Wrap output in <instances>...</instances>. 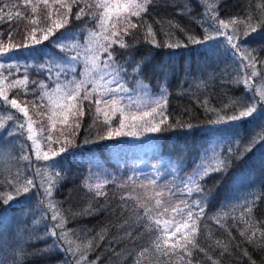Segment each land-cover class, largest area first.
I'll use <instances>...</instances> for the list:
<instances>
[{
  "label": "trees",
  "instance_id": "trees-1",
  "mask_svg": "<svg viewBox=\"0 0 264 264\" xmlns=\"http://www.w3.org/2000/svg\"><path fill=\"white\" fill-rule=\"evenodd\" d=\"M0 150V264H264V0H0Z\"/></svg>",
  "mask_w": 264,
  "mask_h": 264
},
{
  "label": "bare ground",
  "instance_id": "bare-ground-1",
  "mask_svg": "<svg viewBox=\"0 0 264 264\" xmlns=\"http://www.w3.org/2000/svg\"><path fill=\"white\" fill-rule=\"evenodd\" d=\"M153 2H154V1H153ZM151 4H152V1H151ZM154 4H155V3H154ZM151 8H152V7H151ZM157 28H158V27H157ZM148 30H149V29H148ZM148 30H146V31H148ZM151 30H152V29H151ZM155 31H156V30H155ZM161 31H162V30H161ZM148 33H149V32H148ZM152 33H153V31H152ZM156 33H157V32H156ZM150 34H151V32H150L148 35H150ZM154 34H155V33H154ZM154 34H153V35H154ZM150 36H152V35H150ZM147 38H148V37H147ZM153 38L156 39V37H153ZM158 38H159V36H158ZM158 38H157V39H158ZM147 40H149V38H148ZM151 40H152V38H151ZM144 41H145V40H144ZM149 41H150V40H149ZM152 41H155V40H152ZM152 41H151V42H152ZM157 41H158V40H157ZM140 42H141V41H140ZM145 42H146V41H145ZM137 43H138V42H137ZM154 43H155V42H154ZM138 44H139V43H138ZM155 44H156V43H155ZM160 45H161V44H160ZM128 46H129V45H128ZM128 46H127V47H128ZM157 46H158V45H157ZM172 46H174V45L172 44ZM172 46H171V47H172ZM185 46H186V45H185ZM155 47H156V46H155ZM174 47H176V46H174ZM174 47H173V48H174ZM179 47H180V46H179ZM168 48H169V47H168ZM176 48H177V47H176ZM142 50H143V49H142ZM128 51H129V50H128ZM132 51H133V50H132ZM158 51H159V49H158ZM173 51H174V50H173ZM126 52H127V51H126ZM126 54H127V53H126ZM138 54H139V53H138ZM156 54H157V53H156ZM127 55H128V54H127ZM137 56H138V55H137ZM137 56H136V57H137ZM136 57H135V58H136ZM135 58H134V59H135ZM149 60H150V59H149ZM180 72H181V71H180ZM185 75H186V74H185ZM191 76H192V75H191ZM197 76H198V75H197ZM181 77H182V76H181ZM132 78H133V77H132ZM185 78H187V77H185ZM90 84H91V83H90ZM92 84H94V83L92 82ZM93 86H95V85H93ZM96 86H97V85H96ZM96 86H95V87H96ZM90 87H91V86H90ZM91 88H92V87H91ZM93 88H94V87H93ZM96 88H97V87H96ZM101 95H102V94H101ZM104 95H105V94H104ZM104 95H102V96H104ZM110 95H111V94H110ZM110 97H111V96H110ZM128 99H129V98H128ZM103 100H104V99H103ZM105 100H106V99H105ZM109 100H110V98H109ZM111 101H112V100H111ZM131 103H132V102H131ZM129 104H130V103H129ZM129 106H130V105H129ZM29 107H30V106H29ZM125 107H126V106H125ZM97 112H98V111H97ZM92 113H93V112H92ZM95 113H96V112H95ZM126 113H128V112L126 111ZM92 116H94V115H92ZM94 117H95V116H94ZM96 118L98 119V116L95 117V121H96ZM91 119H93V117H91ZM91 119H90V121L94 124L95 122H93V120H91ZM92 123H91V126L93 125ZM96 123H98V122L96 121ZM96 123H95V124H96ZM100 123H102V122H100ZM107 124H108V123H107ZM96 125H97V124H96ZM96 125H95V126H96ZM100 125H101V124H99V126H100ZM103 125H104V124H103ZM103 125H102V126H103ZM87 126H88V125H87ZM91 126H90V127H91ZM90 127H89V128H90ZM100 127H101V126H100ZM100 127H98V128L96 127V128H97V129H102V128H100ZM104 127H105V125H104ZM109 127H110V126H109ZM106 128H107V126H106ZM112 128H113V127H112ZM94 129H95V127L93 128V130H94ZM86 130H87V129H86ZM89 130H90V129H89ZM103 130H104V129H103ZM113 130H116V129H113ZM113 130H112V131H113ZM94 131H95V130H94ZM94 131H92V132H94ZM98 131H100V130H98ZM95 132H96V131H95ZM95 132H94V133H95ZM100 132H101V131H100ZM102 132H103V131H102ZM102 132H101V133H102ZM104 132H105V131H104ZM152 132H153V131H152ZM163 132H164V131H163ZM96 133H97V134H95V137L100 138L99 136H100L101 133H98V132H96ZM153 133H155V132H153ZM92 134H93V133H92ZM98 134H99V136H97ZM109 134H110V132H109ZM109 134H108V136H109ZM119 134H120V133H119ZM122 134H123V133H122ZM127 134H128V133H127ZM163 135H164V134H163ZM101 136H103V135H101ZM111 136H112V135H111ZM123 136H125V135L123 134ZM128 136H129V135H128ZM103 137H104V136H103ZM98 138H97V139H98ZM109 138H110V137H109ZM127 139H129V137H128ZM130 140L132 141L131 138H130ZM134 140H135V139H134ZM96 141H97V140H96ZM102 141H103V140H102ZM105 142H106V141H105ZM121 142H123V141H121ZM133 142H134V141H133ZM94 143H95V142H94ZM103 144H104V143H103ZM94 145H95V144H94ZM98 145H99V144H98ZM98 145H97V146H98ZM131 145H132V142H131ZM136 146H137V145H136ZM136 146H135V147H136ZM164 146H165V145H164ZM171 146H172V145H171ZM127 147H128V146H127ZM132 147H133V146H132ZM83 148H84V147H83ZM138 148H139V147H138ZM128 149H129V148H128ZM128 149H127V150H128ZM139 149H140V148H139ZM155 149H156V148H155ZM163 149H164V148H163ZM80 150H81V149H80ZM137 150H138V149H137ZM83 151H84V150H83ZM83 151H82V152H83ZM101 151H102V150H101ZM135 151H136V150H135ZM73 152H74V151H73ZM137 152H138V151H137ZM139 153H140V150H139ZM139 153H138V154H139ZM76 154H77V153H76ZM134 154H136V153H134ZM138 154H137V155H138ZM149 154H151V153H149ZM124 155H125V154H124ZM153 155H154V154H153ZM84 156H85V155H84ZM143 156H144V153H143ZM143 156H142V154H141V157H142V158H143ZM155 157H156V156H155ZM138 158H139V157H138ZM138 158H137V159H138ZM146 158H147V157H146ZM146 158H144V159H146ZM148 158H149V156H148ZM137 159H135V160H137ZM144 159H142V161H143ZM97 160H98V159H97ZM139 160H141V159L139 158ZM149 161H150V160H149ZM110 162H112V161H110ZM125 162H126V161H125ZM140 162H141V161H139V163H140ZM141 163H142V162H141ZM144 163H145V162H144ZM144 163H143V164H144ZM123 164H124V163H123ZM150 164H151V162H150ZM84 165H85V164H84ZM84 165H81V166H84ZM99 165H100V164H99ZM106 165H107V164H106ZM124 166H125V165H124ZM139 166H140V165H139ZM144 166H145V165H144ZM146 166H147V165H146ZM151 166H152V165H151ZM142 168H143V167H142ZM153 168H154V167H153ZM85 169H86V168H85ZM143 169L146 170L145 168H143ZM143 169H142V170H143ZM81 170H84V169H81ZM153 171H154V169H153ZM124 172H125V171H124ZM144 172H145V171H144ZM151 172H152V170H151ZM20 173H21V172H20ZM115 173H116V171H115ZM122 174H124V173H122ZM149 174H150V173H149ZM155 174H156V173H155ZM157 174H158V173H157ZM165 174H167V173H165ZM145 175H147V174L144 173L143 177H144ZM152 175H153V174H152ZM152 175H151V176H152ZM162 175H164V174H162ZM141 176H142V174H141ZM151 176H150V177H151ZM107 177H108V176H107ZM143 177H141V178H143ZM163 177H164V176H163ZM166 177H168V176H166ZM166 177H165V178H166ZM170 177H171V174H170ZM145 178H146V177H145ZM145 178H144V180H145ZM156 178H157V177H156ZM153 179H154V178H153ZM147 180H149V179H147ZM162 180H164V179H162ZM162 180H161V181H162ZM167 180H168V179H167ZM169 180H170V179H169ZM191 180H192V179H191ZM136 181H137V180H136ZM165 181H166V180H165ZM176 181H177V180H176ZM137 182H138V181H137ZM137 182L134 181L133 184L136 183L137 185H138V184L141 185V183H139V182L137 183ZM142 182H144V181H142ZM150 182L153 184V181L150 180ZM156 182H157V181H156ZM156 182H155V183H156ZM162 182H164V181H162ZM167 182H168V181H167ZM170 182H171V181H170ZM173 182H174V181H173ZM51 183H52V182H51ZM130 183L132 184V182H130ZM147 183H148V181H147ZM155 183H154V184H155ZM159 183H160V182H159ZM144 184H145V182H144L142 185H144ZM152 184H151V185H152ZM164 184L169 185L168 183H164ZM79 185H80V184H79ZM88 185H89V184H88ZM110 185H111V184H110ZM110 185H109V186H110ZM142 185H141V186H142ZM147 185H148V184H146V186H147ZM159 185H161V184H159ZM106 186H108V185H106ZM111 186H112V185H111ZM122 186H123V185H122ZM125 186H126V185H125ZM128 186L130 187V185H128ZM131 186L133 187V185H131ZM149 186H150V184H149ZM157 186H158V185H157ZM74 187H75V186H74ZM82 187H83V186H82ZM103 187H104V186H102V188H103ZM136 187H137V186H136ZM139 187H140V186H139ZM142 187H143V186H142ZM151 187H152V186H151ZM154 187H155V186H154ZM158 187H159V186H158ZM158 187H157V188H158ZM99 188H100V187H99ZM108 188H109V187H108ZM124 188H125V187H124ZM124 188H123V190H124ZM130 188H131V187H130ZM134 188H135V186H134ZM140 188H141V187H140ZM140 188H137V191H138V189H139V192H141V191L144 192L143 190H140ZM146 188H147V187H146ZM152 188H153V187H152ZM155 188H156V187H155ZM166 188H167V187H166ZM103 189H104V188H103ZM103 189H102V190H103ZM111 189H112V188H111ZM142 189H143V188H142ZM153 189H154V188H153ZM153 189H152V190H153ZM83 190H84V188H83ZM100 190H101V188H100ZM132 190H133V189H132ZM132 190H131V191H132ZM135 190H136V189H135ZM146 190H147V189H146ZM78 191H79V190H78ZM84 191H85V190H84ZM96 191H98V189H97ZM103 191H105V190H103ZM110 191H111V190H110ZM112 191H113V189H112ZM157 191H158V189H157ZM159 191H160V190H159ZM170 191H171V190H170ZM170 191H169V192H170ZM52 192H53V191H52ZM128 192H129V190H128ZM151 192H152V191H151ZM153 192H154V191H153ZM101 193H102V192H101ZM117 193H119V190L117 191ZM162 193H163V192H162ZM79 194H80V192H79ZM82 194H83V193H82ZM85 194H86V193H85ZM93 194H94V193H93ZM111 194H112V193H111ZM122 194H123V193H122ZM124 194H125V195H128V194H126V192H125ZM137 194H138V193H137ZM137 194L135 195V193L133 192V195H132L131 193H130L129 195H131V196H134V195L137 196ZM52 195H53V194H52ZM86 195H87V194H86ZM96 195H97V194H96ZM99 195H100V193H99ZM107 195H108V194H107ZM115 195H116V194H115ZM139 195H140V196H139ZM143 195H144V194H143ZM76 196H78V195L76 194ZM88 196H89V195H88ZM91 196H92V195H91ZM104 196H105V195H104ZM113 196H114V195H113ZM138 196H139V198H140V197H141V193L138 194ZM172 196H173V195H172ZM53 197H54V196H53ZM174 197H175V196H174ZM83 198H84V197H83ZM88 198H89V197H88ZM170 198H171V197H170ZM175 198H176V197H175ZM175 198H174V200H176ZM99 199H100V198H99ZM137 199H138V198H137ZM142 199H144V198H142ZM148 199H149V198H147L146 200H148ZM151 199H152V198H151ZM165 199H166V197H165ZM88 200H89V199H88ZM118 200H119V199H118ZM146 200H143V202L146 201ZM119 201H120V200H119ZM127 201H128V200H127ZM148 201H150V199H149ZM172 201H173V200H172ZM151 202H152V201H151ZM151 202H147V203L150 204ZM91 203H92V202H91ZM95 203H96V202H95ZM140 203H142V201H141ZM147 203H145V204L147 205ZM173 203H175V201H174ZM93 204H94V203H93ZM142 204H143V203H142ZM166 204H168V202H166ZM143 206H144V205H143ZM53 207H54V206H53ZM60 207H61V206H60ZM128 207H129V206H128ZM165 207H166V206H165ZM167 207H169V206H167ZM171 207H172V206H171ZM62 208H63V207H62ZM126 208H127V207H126ZM125 212H126V211H125ZM148 214H149V213H148ZM135 215H137V214H135ZM143 215H144V213H143ZM20 217H21V216H20ZM131 217H132V216H131ZM138 217L140 218V217H141V214L139 215V213H138ZM133 219H134V218H133ZM5 233H6V232H5ZM202 233H203V235H204V232H202ZM42 234H43V233H42ZM201 235H202V234H201ZM3 236H4V235H3ZM7 236H8V235H7ZM6 238H7V237H6ZM6 238H5V239H6Z\"/></svg>",
  "mask_w": 264,
  "mask_h": 264
},
{
  "label": "rangeland",
  "instance_id": "rangeland-1",
  "mask_svg": "<svg viewBox=\"0 0 264 264\" xmlns=\"http://www.w3.org/2000/svg\"><path fill=\"white\" fill-rule=\"evenodd\" d=\"M113 5H115V3L113 2L112 3ZM108 13H110V12H108ZM222 46V45H221ZM223 48V47H222ZM117 123H118V121H117ZM128 123H127V121L125 120V119H123L122 118V120H121V122H120V124L118 125V127L117 128H112V129H108L107 130V134H105L106 136H108V134H109V132H110V134H109V136H111V135H117V134H121L123 131H124V127L127 125ZM136 124L140 127V128H143V129H148V124H147V122H142V121H138V122H136ZM9 128L11 129V124H9ZM113 129H116V130H113ZM113 130V131H112ZM14 162V160L12 159V157H11V155H9V154H7V153H5V152H2L1 150H0V164H1V167H2V174H3V172L5 171V170H7L8 169V167L12 164ZM15 168H16V166L12 169V170H10V171H14L15 170ZM180 224H175V225H172L171 227H169L167 230H166V232L167 233H172V232H174V231H176L177 229H178V227H180L179 228V231H182V230H184L182 227L184 226L183 224H181V226H179ZM173 228V229H172ZM166 233V234H167ZM167 235H170V234H167Z\"/></svg>",
  "mask_w": 264,
  "mask_h": 264
}]
</instances>
